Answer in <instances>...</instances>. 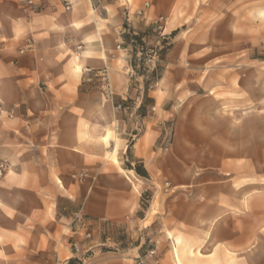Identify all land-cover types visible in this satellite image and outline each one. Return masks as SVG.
<instances>
[{"label":"crops","instance_id":"obj_1","mask_svg":"<svg viewBox=\"0 0 264 264\" xmlns=\"http://www.w3.org/2000/svg\"><path fill=\"white\" fill-rule=\"evenodd\" d=\"M34 2L33 8H27L20 0H0V106L4 110L0 161L6 165L0 179V264H53L55 241L65 230L62 224L68 220L63 211L69 204L77 209L73 217L79 215L94 226L103 220L123 224L137 213L141 194L122 178L125 171L120 165L127 148L125 134L132 124L129 109L117 112L109 103L103 105V78L111 79L116 103L131 98V56L125 33L143 35L159 16L178 25L183 15L190 14L186 6L191 0ZM145 4H149L146 16L138 18L136 11ZM170 31L177 27L171 26ZM183 43L175 44L173 52ZM260 62L254 59V65ZM168 64L180 67L183 62L173 58ZM244 71L237 74L239 94L246 87ZM192 76L179 72L173 79L181 88ZM197 78L204 80L205 73ZM253 81H261L256 72ZM254 87L253 126L246 121L243 104L238 111L243 120L234 126L223 120L220 132L214 130L218 126L205 132L191 126V145L199 146L195 135L204 136L205 153L173 156L178 173L183 161H206L210 176L228 178L220 184L213 179L206 186L205 223L222 231L229 224L231 203L245 211L248 199L255 211L256 199L264 192L261 96L257 95L261 85ZM194 93L201 95L190 90ZM11 110L13 118L8 116ZM144 124L133 146L134 159L161 182L167 174V158H154L152 151L161 130L155 121ZM107 130H114L115 139H105ZM119 141L122 154L115 163L113 151ZM80 175L85 176L83 181L76 179Z\"/></svg>","mask_w":264,"mask_h":264},{"label":"rangeland","instance_id":"obj_2","mask_svg":"<svg viewBox=\"0 0 264 264\" xmlns=\"http://www.w3.org/2000/svg\"><path fill=\"white\" fill-rule=\"evenodd\" d=\"M186 7L190 14L183 15L178 25L159 16L143 35L125 33L131 56V98L116 103L114 90L110 92L105 77L102 82L103 105L109 103L117 112L129 109L132 124L125 134L127 148L120 165L125 171L122 178L141 194L137 213L123 224L103 220L94 226L84 218L82 223H74L77 209L75 204H69L63 211L68 220L62 224L65 230L59 232L55 241L53 264H138L141 260L152 264L148 257L152 250L160 264H264V192L256 199L255 211L249 207L248 199L245 211L231 203L229 224L222 231L207 225L204 217L206 186L213 179L220 184L224 176H210L206 161H183L182 172L178 173L177 161L173 159L174 154L188 157L197 151L205 153L204 136L195 135L199 146L191 145V126L198 132L218 126L214 130L220 132L219 123L223 120L230 121L231 126L243 120V113L238 112L243 104L246 121L253 126L255 83L256 87L261 85L257 95L261 96L264 151V0H191ZM148 9L145 4L141 9L144 15L139 16L137 10L136 16L144 19ZM159 18L167 20L161 31L155 25ZM171 26L177 31H170ZM178 42L185 43L173 52ZM173 58L181 59L183 64L170 66L168 61ZM254 59L261 62L254 65ZM243 69L246 87L239 94L237 74ZM179 72L194 75L183 81L181 88L173 79V74ZM255 72L261 77L260 82L253 81ZM204 73V80L197 78ZM109 81L112 86L110 78ZM190 90H198L201 95H191ZM144 121H155L161 130L152 149L154 158H167V174L161 182L149 176L132 152L145 130ZM110 138L115 139L114 130H107L105 139ZM118 144L112 157L115 163L122 154L120 141ZM249 147L247 143L246 152ZM131 170L134 174L129 173ZM261 180L264 190V167ZM249 181L247 177L246 183ZM75 241L81 253L73 249Z\"/></svg>","mask_w":264,"mask_h":264},{"label":"built area","instance_id":"obj_3","mask_svg":"<svg viewBox=\"0 0 264 264\" xmlns=\"http://www.w3.org/2000/svg\"><path fill=\"white\" fill-rule=\"evenodd\" d=\"M20 2L25 5L27 8H33L35 6V2L34 0H20ZM146 7H149L148 4H146ZM67 9H70V6L67 5ZM138 15L139 16H143L144 15V11L143 10H139L138 12ZM167 20H165L164 18H159L155 21V25H156V28L161 31L164 29V25L166 23ZM79 50L81 49V47L78 48ZM105 78L107 79V86L110 90V92L112 91V87H111V84H110V81H109V78L107 75H105ZM4 114V110H3V107L0 106V117ZM8 116L9 118H13L14 116V111L11 110L8 112ZM5 173H6V165L4 162L0 161V179L3 178L5 176ZM76 179H78V181H83L85 179V176L84 175H80L78 177H76ZM83 221V218H81V216H77L75 219H74V223H82ZM86 237L87 238H90L91 237V234L90 233H87L86 234ZM72 247L73 249L75 250L76 253H81L82 252V249L79 245V243H77L76 241L73 242L72 244ZM148 257L152 260V264H160V260L158 259L157 257V253L155 250H152L148 253ZM138 264H144V261L141 260Z\"/></svg>","mask_w":264,"mask_h":264}]
</instances>
